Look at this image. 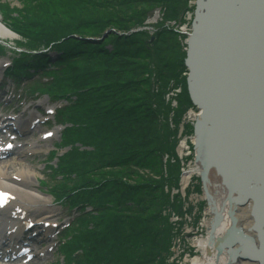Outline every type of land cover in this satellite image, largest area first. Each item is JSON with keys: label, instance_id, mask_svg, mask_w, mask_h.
Wrapping results in <instances>:
<instances>
[{"label": "bare ground", "instance_id": "obj_1", "mask_svg": "<svg viewBox=\"0 0 264 264\" xmlns=\"http://www.w3.org/2000/svg\"><path fill=\"white\" fill-rule=\"evenodd\" d=\"M194 1H200L204 19L197 26L200 34L192 61L197 105L189 92L198 112L193 110L188 116L201 129L193 134L194 161L185 168L183 181L184 186L195 176L203 181L207 206L203 229L194 232L199 255L191 264H264V0ZM194 18L195 12L192 29ZM5 22L0 14V39H15ZM191 31L187 33L186 26L181 30L188 34V43ZM16 44L23 54L16 56L17 62L54 54L48 53L50 49L44 53L43 48L26 51ZM57 58L56 54L52 62ZM16 60L12 70L18 68ZM9 63L10 59L0 62V70ZM189 74L190 70L187 81ZM35 114L29 113L22 122L1 120L0 138L12 123L29 137L19 140L27 147L23 153H7L0 146V193L7 194L6 206L0 209V264H29L18 254V247L31 239L35 240L30 249L33 259H46L48 252L36 249L42 245L40 238L51 241L58 232L55 218L59 215L52 199L36 190L38 171L27 162V157L43 151L40 142L47 140L44 134L34 139L36 125L43 122ZM55 134L49 138L53 140ZM187 144L186 139L182 141L180 150L185 151ZM9 155L16 157L3 159ZM31 223L35 227L27 238L26 226Z\"/></svg>", "mask_w": 264, "mask_h": 264}, {"label": "trees", "instance_id": "obj_2", "mask_svg": "<svg viewBox=\"0 0 264 264\" xmlns=\"http://www.w3.org/2000/svg\"><path fill=\"white\" fill-rule=\"evenodd\" d=\"M2 1L0 10L7 24H11V29L24 39L17 42L19 45L26 51L48 48L58 52L57 61H51L53 65H48L50 69L44 70L50 81L43 84L41 72L40 81L34 82L36 92L47 94L54 101L69 102L58 118L60 123L70 125L65 128L64 140L60 143L61 148L70 149L58 159L54 173L61 176L63 182L55 185L52 193L57 200L68 201L72 209L84 211L91 206L97 212L93 215L84 211L83 218L76 222V227L67 236L69 241L66 240L65 246L60 248L67 255L65 264H163V261H159L160 253H169L170 237L167 235H170V229L164 225V242H153L137 229L146 224V217L155 219L158 208L144 206V214L140 211L134 216L132 206H137L134 196H140L141 192L145 194L143 199L148 195L161 196L163 201L166 199L163 191L161 195L158 194L159 187L152 184V178L140 172L151 171L155 162L150 154L155 151L163 155L169 149L173 151L176 142L167 135L162 142L167 146L166 150L153 145L156 139L159 143L161 138L151 129L155 126L151 127L146 122L148 118H145L143 111L145 109L149 113V110L140 102L139 93L129 92L130 86H126L128 95L124 99L116 93L110 95L113 89H122L121 80L126 76L122 58L125 57L115 55L117 50L110 52L106 48L111 41L94 43L83 38V26L87 27L91 21L95 29L100 30L111 24L114 19L112 15L120 17L121 13L112 3L116 1L122 5L123 0H16L21 5L20 9L10 8L8 0ZM88 31L87 34L101 37L92 28ZM75 33L82 38H72ZM117 37L113 35V38L119 39ZM116 45L124 46L121 42ZM48 59L47 56L38 55L24 63H21L23 58L18 62L16 60L18 68L15 74L34 78L36 74L27 71H43V64L48 63ZM133 68L130 66L129 69ZM112 77L118 81L113 82ZM188 103L192 104L190 99ZM117 112L124 116L122 123L127 127L133 126L130 130H122L123 127L116 124ZM150 114L156 116L152 111ZM159 117L158 114L155 118ZM144 121L148 124L143 125L142 131L136 123ZM148 136H151L150 140ZM119 141L123 142L122 146H119ZM80 146L92 150H81ZM119 149L122 150L121 154ZM116 188H120L119 191ZM151 189L153 191L150 193ZM120 206L126 209L125 213L119 211ZM176 212L180 214L181 210L177 209ZM135 229L139 236L136 234L133 240L131 234ZM149 239L152 244L147 242ZM79 252L81 255H74ZM118 253L120 257H117Z\"/></svg>", "mask_w": 264, "mask_h": 264}, {"label": "rangeland", "instance_id": "obj_3", "mask_svg": "<svg viewBox=\"0 0 264 264\" xmlns=\"http://www.w3.org/2000/svg\"><path fill=\"white\" fill-rule=\"evenodd\" d=\"M7 4L10 8H21L20 3L16 0H8ZM112 4L115 9L119 10L121 15L120 17L112 15L114 19L111 24L102 27L100 30L95 29L93 21L87 24V27L83 26L85 35L83 38L86 41L94 43L104 40L111 41V43H107L106 48L110 52L117 50L115 55L125 57L122 58L124 63L123 73L126 74L124 76L125 79L121 80L123 84L121 88L123 90L117 88L116 90L113 89L111 94L110 92L108 93L110 95L116 93L117 96L120 95L124 99V96L128 95L126 86H130L129 92L139 93L140 102L148 107L149 113L145 109L143 111L146 115L145 118H148L146 122H149L152 125L151 127L155 126L151 129L161 138L159 143L156 142V139L153 145H158L163 150H166L167 146L162 144V142L166 140L167 135L170 136L169 139L173 138L176 142L173 151L169 149L163 155L155 151L150 154L153 156L152 161L155 162L150 168L151 171L140 172L145 174L146 177L152 178V184H157L159 187L158 192H160L158 194L161 195L163 191L166 199L163 201L161 196L151 197L148 195L144 197L147 201H144L143 196L145 194L142 192L141 197L138 194L134 196L138 203L137 206H132L134 216L140 211L144 214L143 207L150 205L158 208L159 212L155 219L146 217L145 221L141 220L146 224L137 230L142 234L148 235V238L159 244L160 241H163L164 225H166L168 230L170 229V235H167L170 237H168L170 249L169 253H160L159 261H163V264H191V260L196 255H199L194 245L195 237H198V235L194 234V232L198 228L200 230L203 229L201 223L207 206L206 200L203 198V181L198 176L191 179L187 186H184L183 181L185 168L194 161V145L191 143L194 134V121L188 115L191 111L198 112V110L188 103L190 99L187 81L189 69L185 60L187 58L189 37L188 34H182L181 30L183 26L187 27V33L192 30L191 22L196 4L194 0H123L122 5L116 1ZM1 15L4 17V14ZM96 21L98 20L96 19ZM7 26L12 27L11 24H7ZM91 28L101 37L95 36V34H87ZM13 32L16 36L15 39H0V62L5 59L15 60L16 56H18L19 48L15 47L17 46L16 43L24 41V39L17 31L13 30ZM113 35H117L119 39L113 38ZM71 37L82 38L79 33H75ZM118 42H121V45L123 43L124 46L116 45ZM51 51L49 50L48 53ZM56 54L55 52L52 56L50 54L48 60L53 61ZM48 60L46 62H49ZM49 64L53 65L52 62L45 63L43 68ZM130 66L134 67L133 70L129 69ZM5 69L0 70V115L4 113L22 115L23 110L29 107L31 110H26L23 118H26L29 113H38L40 118H43V122L36 125L37 132L34 134V139L38 135L41 137L42 134L56 132L53 140L48 139L40 142L42 143L40 147H42L43 151L27 157V162L38 171L36 190L52 199V207L56 214L59 215V217L55 218L58 225L56 238L48 242L43 240L42 245L37 248L39 251L48 248L53 250L48 253L46 259L42 260L37 257L29 264H65L66 260H63V255L59 250L60 246L62 249L65 246L63 243L66 240L69 241L70 238H67V236L76 227V222L83 218L84 211L93 215L97 214V212L91 206H88L84 211L79 209L74 213L69 209L70 203L68 201H59L54 197L53 188L58 183L63 182L62 177L55 174L54 170L58 166L59 157H62L70 149L69 147L61 148L60 146L61 141L64 140L62 130L63 127L65 129L70 127V125L61 123L63 127L59 126L58 114L43 115L44 110L53 109L54 107L50 104L49 97L30 94L33 89H28V86L32 82L26 79V75L4 78L2 74ZM27 72L30 73L29 71ZM112 81L117 82L118 80L112 77ZM144 83L145 85H143ZM163 107H165L164 111H162ZM119 111H121L120 107ZM151 111L156 116L151 115ZM119 113H116V117H118L116 124L119 127H123L122 130H130V127L133 126L127 127V125L122 123L124 116L119 115ZM158 114L160 117L155 118ZM146 122L136 124H139L143 131V125L148 124ZM131 125H134V123ZM57 129L61 131L58 132L56 131ZM146 133L149 135V129L146 130ZM148 139L150 140L151 136H148ZM185 139L188 146L185 151H181L180 145ZM118 144L122 146L123 142L119 141ZM80 148L81 150H92V148L87 147L80 146ZM119 151L121 154L122 150L119 149ZM13 157L16 156H9L7 159ZM119 189L116 188L117 191ZM152 191L153 189H151L150 193ZM118 194L121 195L120 192ZM177 209L181 210L180 214L176 212ZM119 211L125 213L126 209L120 206ZM77 218L79 219L77 220ZM142 229L145 231H142ZM132 232L133 235L131 234V236L134 240V238L136 239V234L139 236V233L136 232V229L132 230ZM155 232L160 234H155ZM149 243L152 244V242ZM156 249H158V245ZM63 253L66 254L65 252ZM78 254L74 255L78 256ZM117 257H120V253L117 254ZM70 264H73V262Z\"/></svg>", "mask_w": 264, "mask_h": 264}, {"label": "water", "instance_id": "obj_4", "mask_svg": "<svg viewBox=\"0 0 264 264\" xmlns=\"http://www.w3.org/2000/svg\"><path fill=\"white\" fill-rule=\"evenodd\" d=\"M200 1L197 2L196 4V11H195V20H194V26H193V31H192V35H191V38L189 40V43H188V51H187V58L185 60L186 62V65L188 67V69L190 70V74H189V78H188V88H189V92L192 96V100L195 101L196 105L198 104L197 101L195 100V98L193 97V93H194V90L196 89L195 87V84H194V80H195V73H194V70H193V53H194V46H195V42L196 40L198 39L199 40V34H200V30L199 28H197V26L202 23L204 17H203V13L201 12V8H200ZM203 108H204V105H203ZM204 111H205V108H204ZM205 113V112H204ZM205 120V118H204ZM201 129V126L198 124V125H194V132H196V134H199V131ZM244 201V200H242ZM241 201V202H242ZM232 234V232H231Z\"/></svg>", "mask_w": 264, "mask_h": 264}, {"label": "snow or ice", "instance_id": "obj_5", "mask_svg": "<svg viewBox=\"0 0 264 264\" xmlns=\"http://www.w3.org/2000/svg\"><path fill=\"white\" fill-rule=\"evenodd\" d=\"M3 195H7V194H5V193H0V196H3Z\"/></svg>", "mask_w": 264, "mask_h": 264}]
</instances>
